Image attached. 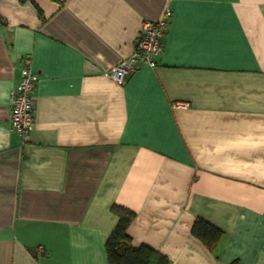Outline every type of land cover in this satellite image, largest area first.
Segmentation results:
<instances>
[{"label":"crops","instance_id":"obj_1","mask_svg":"<svg viewBox=\"0 0 264 264\" xmlns=\"http://www.w3.org/2000/svg\"><path fill=\"white\" fill-rule=\"evenodd\" d=\"M170 7L156 66L123 83L145 19ZM0 264H111L132 244L170 264H264V0H0ZM34 123L10 128L25 59ZM182 103H186L185 106ZM197 217L224 234L211 249Z\"/></svg>","mask_w":264,"mask_h":264},{"label":"built area","instance_id":"obj_2","mask_svg":"<svg viewBox=\"0 0 264 264\" xmlns=\"http://www.w3.org/2000/svg\"><path fill=\"white\" fill-rule=\"evenodd\" d=\"M172 10L166 7L158 19H145L137 38L134 53L123 59L111 71L110 75L123 83L134 72L140 62L156 66L157 57L163 53V38L168 30ZM39 74L33 69L31 59L27 57L21 70V79L11 93L10 128L26 136L34 123L35 89ZM183 106L186 103H182Z\"/></svg>","mask_w":264,"mask_h":264},{"label":"trees","instance_id":"obj_3","mask_svg":"<svg viewBox=\"0 0 264 264\" xmlns=\"http://www.w3.org/2000/svg\"><path fill=\"white\" fill-rule=\"evenodd\" d=\"M0 22L4 23L1 13ZM115 209L119 220L105 244L109 262L111 264H170L167 255L146 244L139 247L133 246L132 237L127 230L134 217V211L123 206L115 207ZM192 233L213 249L224 231L206 219L197 217L192 226Z\"/></svg>","mask_w":264,"mask_h":264}]
</instances>
